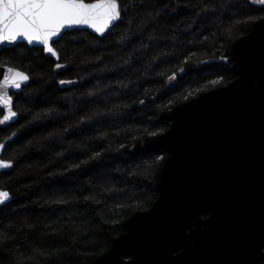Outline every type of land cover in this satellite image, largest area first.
<instances>
[{
	"label": "trees",
	"instance_id": "obj_1",
	"mask_svg": "<svg viewBox=\"0 0 264 264\" xmlns=\"http://www.w3.org/2000/svg\"><path fill=\"white\" fill-rule=\"evenodd\" d=\"M262 9L253 0H144L103 36L66 31L53 44L59 61L24 42L3 47L0 64L30 81L12 94L17 119L0 125L2 158L15 161L0 173L12 193L0 211V264H92L105 252L159 195L168 151L132 146L167 131L176 104L236 78L221 52L250 31L253 22L238 21Z\"/></svg>",
	"mask_w": 264,
	"mask_h": 264
},
{
	"label": "water",
	"instance_id": "obj_2",
	"mask_svg": "<svg viewBox=\"0 0 264 264\" xmlns=\"http://www.w3.org/2000/svg\"><path fill=\"white\" fill-rule=\"evenodd\" d=\"M73 29L99 36L110 30L101 35L87 25H76L62 30V35ZM20 42L44 47L18 38L0 44V50ZM220 59L231 64L236 78L176 104L166 111L171 122L167 131L132 146L136 152L168 151L159 195L148 209L124 220V230L92 264H240L252 238L264 231L261 21L255 20L247 34L230 42ZM10 67L17 68L0 64V71ZM29 81L21 90H8L14 110L12 94ZM206 212L211 214L203 219Z\"/></svg>",
	"mask_w": 264,
	"mask_h": 264
},
{
	"label": "snow or ice",
	"instance_id": "obj_3",
	"mask_svg": "<svg viewBox=\"0 0 264 264\" xmlns=\"http://www.w3.org/2000/svg\"><path fill=\"white\" fill-rule=\"evenodd\" d=\"M253 2L264 5V0H253ZM143 3L144 0H123V3L122 0H0V44L13 43L18 38H23L29 44L35 42L43 45V51L50 53L59 61L61 52L57 51L53 44H59V41L63 39L62 30L72 29L76 25H87L103 35L118 22H122V13L126 16L130 8L142 7ZM230 7H237L240 10L239 3L232 4ZM256 19L264 25V17ZM248 22H254L253 18L238 21V23ZM71 39L75 40V37ZM67 66L59 62L55 64L56 69ZM0 75L3 76L0 80V112L6 110V114L0 118V125H5L18 115L13 108L12 96L8 95V90H21L22 84L29 81L30 76L18 68L11 67L6 71H0ZM59 83L72 84L74 81L61 80ZM20 94L18 91L17 95ZM4 147V144H0V156L3 155ZM14 164L15 161L11 158H0V173L13 169ZM85 199L92 200L94 197L89 196ZM11 200L12 193L0 188V206L6 205ZM58 202L67 203L62 200ZM96 202L99 203V201ZM3 239L5 236L0 232V240ZM36 251L40 252L39 249ZM40 255L44 253L40 252ZM240 264H264V231L252 238Z\"/></svg>",
	"mask_w": 264,
	"mask_h": 264
},
{
	"label": "flooded vegetation",
	"instance_id": "obj_4",
	"mask_svg": "<svg viewBox=\"0 0 264 264\" xmlns=\"http://www.w3.org/2000/svg\"><path fill=\"white\" fill-rule=\"evenodd\" d=\"M210 214H211V212L203 213V214H202V218L205 219V218L209 217ZM180 251H181V250L179 249V250L177 251V253L180 252Z\"/></svg>",
	"mask_w": 264,
	"mask_h": 264
}]
</instances>
